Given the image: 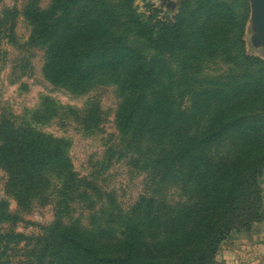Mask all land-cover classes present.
<instances>
[{
    "label": "trees",
    "instance_id": "16d2710c",
    "mask_svg": "<svg viewBox=\"0 0 264 264\" xmlns=\"http://www.w3.org/2000/svg\"><path fill=\"white\" fill-rule=\"evenodd\" d=\"M154 12L145 19L130 14L136 34L157 53L147 62L124 36L116 37L120 20L106 0H52L46 8L26 7L30 42L45 49L44 77L77 94L98 81L114 83L122 97L117 129L131 143L150 146L154 183L173 184L183 197L176 204L156 202L159 210L141 207L112 216L108 231L59 217L36 239L38 263L31 264H45L41 259L50 264H219L223 241L259 219L264 59L244 51L242 28V59L259 75L176 96L175 74L159 57L178 55L184 71L199 74L198 51L227 45L235 19L226 5L207 1L188 20H161ZM68 151L66 141L33 127L0 123V167L19 206L28 209L44 194L51 176L79 181ZM0 206L3 218L16 220L5 204Z\"/></svg>",
    "mask_w": 264,
    "mask_h": 264
},
{
    "label": "rangeland",
    "instance_id": "374dc122",
    "mask_svg": "<svg viewBox=\"0 0 264 264\" xmlns=\"http://www.w3.org/2000/svg\"><path fill=\"white\" fill-rule=\"evenodd\" d=\"M106 1L116 10L120 20V27L114 29L116 37L124 36L125 44L142 53L147 62L158 56L131 26L132 11L145 19L158 10L159 19L174 21L179 17L188 20L202 1L224 4L229 9L235 19L234 28L229 32L230 41L216 50L198 51L199 74L184 71L183 59L178 55L159 57L175 74L172 82L176 85V96L192 89L259 75L257 67H250L243 61L238 41L244 28V51L251 57L264 59V50L252 43L254 32L249 0H172L174 7L160 0H133L132 6L130 0ZM51 2L0 0V123L20 128L30 126L66 141L79 181L65 182L49 177L48 190L24 209L9 192V175L0 167V203L16 217V220L3 218L0 206L2 264L38 263L36 239L59 217L68 223L108 231L107 222L112 216L133 214L142 210L141 207L145 211L159 210L156 202L176 204L183 200L181 191L173 184L154 183L153 173L148 169L150 146L146 142L131 143L130 137L123 136L117 129L116 113L122 97L114 83L98 81L86 92L77 94L52 85L44 77L45 49L31 44L33 28L25 11L29 5L46 8ZM180 84L181 89H177ZM261 190L259 219L250 229L233 231L223 241L216 256L217 263L225 264L221 259L223 252L238 254L241 250L246 258L241 263L253 264L247 256L264 246V171ZM41 260L50 264V259Z\"/></svg>",
    "mask_w": 264,
    "mask_h": 264
},
{
    "label": "water",
    "instance_id": "95a60500",
    "mask_svg": "<svg viewBox=\"0 0 264 264\" xmlns=\"http://www.w3.org/2000/svg\"><path fill=\"white\" fill-rule=\"evenodd\" d=\"M162 4L175 6L172 0H160ZM252 11V26L254 35L252 43L255 47L264 50V0H249Z\"/></svg>",
    "mask_w": 264,
    "mask_h": 264
},
{
    "label": "crops",
    "instance_id": "0c3cea01",
    "mask_svg": "<svg viewBox=\"0 0 264 264\" xmlns=\"http://www.w3.org/2000/svg\"><path fill=\"white\" fill-rule=\"evenodd\" d=\"M243 256L244 254H242L241 250L238 252V254H232L225 251L222 253L221 259L225 261V264H242L241 261L246 259ZM257 256L261 257L257 258ZM247 258H249L253 264H261V262L264 261V246H261L259 249L255 250L254 254L252 256H247Z\"/></svg>",
    "mask_w": 264,
    "mask_h": 264
}]
</instances>
